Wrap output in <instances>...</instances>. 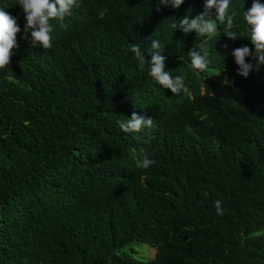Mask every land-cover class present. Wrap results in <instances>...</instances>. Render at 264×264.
<instances>
[{
    "label": "trees",
    "instance_id": "1",
    "mask_svg": "<svg viewBox=\"0 0 264 264\" xmlns=\"http://www.w3.org/2000/svg\"><path fill=\"white\" fill-rule=\"evenodd\" d=\"M157 2L78 0L43 50L23 39L17 0H0L21 28L0 70V264H264V65L247 58L244 78L232 56L252 48L253 0H231L240 38L218 23L203 72L187 54L204 37L172 24L204 0L159 12ZM152 40L186 92L156 84L128 50L150 60ZM134 112L152 129L124 133ZM133 242L154 257L130 255Z\"/></svg>",
    "mask_w": 264,
    "mask_h": 264
},
{
    "label": "clouds",
    "instance_id": "2",
    "mask_svg": "<svg viewBox=\"0 0 264 264\" xmlns=\"http://www.w3.org/2000/svg\"><path fill=\"white\" fill-rule=\"evenodd\" d=\"M185 0H158L155 10L161 11L162 7L179 10ZM231 0H204V11L194 18L185 15L179 20V24L173 23L172 27L182 30L185 35L195 32L197 37H204L199 44V51L190 49L188 56L192 68L203 72L207 69L210 61L208 59V41L216 35L218 23L223 25V33L229 40L235 41L240 38L238 32L233 31L235 13L229 14ZM18 6L24 16L23 39L29 47L39 46L43 50L53 47L52 21L60 22L61 28H66L63 23L67 17L73 14V9L78 7V0H17ZM215 9L217 15L215 20L209 17V12ZM243 20L249 26V38L252 48L248 46L238 47L233 50L232 56L238 66V75L247 78L253 70V65L247 63L246 59L251 58L256 62V67L264 65V4L253 0L251 8L243 12ZM21 33V28L17 18L10 15L8 11L0 8V70L7 68L14 55V50L18 48L17 36ZM30 34V39H29ZM227 47V45H225ZM254 49V51H253ZM138 60L139 66L148 65V75L152 80L162 86L163 89L170 90L174 95L186 92L184 76L173 77L171 71L165 69L166 57L162 55L164 47L159 40H152L151 46L147 49V60L141 51L139 44H132L128 49ZM154 120L137 115L135 112L131 118H125L119 122V127L124 133H138L143 129H152ZM154 155V153H153ZM155 164V160L144 155L139 162L141 169L147 170ZM217 214H221V202H214Z\"/></svg>",
    "mask_w": 264,
    "mask_h": 264
},
{
    "label": "rangeland",
    "instance_id": "3",
    "mask_svg": "<svg viewBox=\"0 0 264 264\" xmlns=\"http://www.w3.org/2000/svg\"><path fill=\"white\" fill-rule=\"evenodd\" d=\"M126 250L128 253L134 257L141 259H149L154 257L156 248L151 247L148 244L133 242L130 244V247H127Z\"/></svg>",
    "mask_w": 264,
    "mask_h": 264
}]
</instances>
